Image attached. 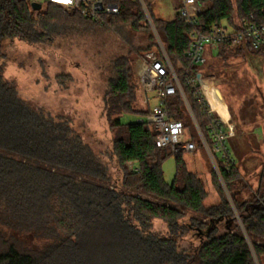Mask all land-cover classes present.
Segmentation results:
<instances>
[{
  "label": "trees",
  "instance_id": "16d2710c",
  "mask_svg": "<svg viewBox=\"0 0 264 264\" xmlns=\"http://www.w3.org/2000/svg\"><path fill=\"white\" fill-rule=\"evenodd\" d=\"M120 8L117 16L97 24L75 11L46 3L34 11L29 0H0V63L4 46L19 41L42 45L69 33L75 26L95 24L138 30L146 17L138 0H106ZM205 6L202 24L240 31L243 22L264 25V0H198ZM165 33V51L176 70L193 114L206 134L210 119L186 83L185 70L197 77L200 68L188 57L193 28L176 13L172 21L156 19ZM65 13H64V12ZM264 37V34H263ZM160 51L158 45L140 55ZM218 57L246 52L264 59L263 46L218 47ZM128 71L118 68L104 99V113L119 128L113 141V158L122 173L121 187L112 184L109 169L63 118L54 119L33 110L20 97L15 82L5 78L0 64V264H255L248 240L231 205L219 189L221 202L205 206L207 193L192 172L184 154L172 155L156 147L151 125L123 123L133 113L135 93ZM172 118L190 129L180 96L168 101ZM151 111L149 105L143 117ZM193 126V125H192ZM194 128V127H193ZM191 138L196 141L194 136ZM198 148H202L197 141ZM174 156L176 172L171 184L164 181L163 163ZM133 164L139 172H129ZM245 233L259 264H264V162L262 178L250 201L238 199L239 170L218 164ZM216 177V176H215ZM136 193L153 195L157 203ZM187 213L191 223L183 224ZM167 226V235L154 231L153 221ZM205 220V221H204ZM225 224L227 231L218 234ZM192 231L203 240L194 251L180 249V240ZM21 237L31 239L27 246Z\"/></svg>",
  "mask_w": 264,
  "mask_h": 264
},
{
  "label": "rangeland",
  "instance_id": "374dc122",
  "mask_svg": "<svg viewBox=\"0 0 264 264\" xmlns=\"http://www.w3.org/2000/svg\"><path fill=\"white\" fill-rule=\"evenodd\" d=\"M138 1L146 17V23H142L138 30L131 26L117 29L88 24L75 26L69 29L68 34L42 45L8 42L3 49L5 59L0 63L5 78L16 83L20 97L33 110L69 122L84 143L107 165L112 184L119 188L122 173L113 158V141L120 129L112 127L114 118L107 120L104 99L118 68L124 67L131 74L129 83L135 93V102L133 113L121 116L122 122L130 123L144 118L142 115H145L149 105L153 107L156 104L153 95L148 94L147 88L139 80V57L148 48L155 45L160 48L162 45L165 49L168 44L163 30L155 27L147 3L151 4L156 19L172 21L179 2ZM43 5L46 6V3ZM206 56L207 63L200 67L198 83L213 113L220 118L229 135L228 147L239 170L241 191L237 192L238 199L250 201L262 178L264 162V59L249 52L218 57L217 49L208 50ZM185 110L184 117L190 125L187 134L198 139L186 106ZM183 159L188 171L201 180L207 193L205 206L219 204V189H222L235 216L239 217V220L236 219L241 228V218L233 198L228 190V193L225 191L226 185L213 168L205 150L199 148L194 154H184ZM162 169L164 181L171 184L176 172L175 157H168ZM127 170L132 172L130 164ZM136 194L145 200L159 201L153 195ZM191 216L187 213L182 223L189 225ZM153 225L155 232L167 235V226L163 221L155 220ZM226 231L225 224L219 225L218 234ZM195 234L196 231H192L181 239L180 249L190 252L197 249L203 240ZM20 239L27 246L32 243L28 237ZM254 262L259 264L257 258Z\"/></svg>",
  "mask_w": 264,
  "mask_h": 264
},
{
  "label": "built area",
  "instance_id": "2783aa9c",
  "mask_svg": "<svg viewBox=\"0 0 264 264\" xmlns=\"http://www.w3.org/2000/svg\"><path fill=\"white\" fill-rule=\"evenodd\" d=\"M31 3H50L68 11H75L83 17L100 25L104 24V18L117 16L120 13L118 5L106 0H29ZM177 13L186 24L193 28L190 35L191 44L188 57L191 65L196 68L207 63V51L218 49L219 46L240 47L249 45L253 50H259L264 43V25H254L243 22L240 31L228 30L224 26L202 24L201 16L205 12V6L198 0H179ZM138 76L140 82L147 88L156 100L150 113L138 120V123L151 125L156 134V147L167 149L174 154H194L198 151V144L191 136H188L184 123L171 117L168 109L170 98L180 94L188 112L190 113L198 140L205 150L213 168L221 175L218 164L226 171H230L236 162L228 147L229 135L220 118L215 116L210 102L203 95L198 83V76L194 77L190 70L184 71L186 83L193 96L199 101L203 114L210 119L207 132L201 130L188 99L183 91L179 77L174 69L164 47L160 45V51L152 50L139 57ZM132 172H139L133 164ZM264 206V202L258 198Z\"/></svg>",
  "mask_w": 264,
  "mask_h": 264
},
{
  "label": "water",
  "instance_id": "95a60500",
  "mask_svg": "<svg viewBox=\"0 0 264 264\" xmlns=\"http://www.w3.org/2000/svg\"><path fill=\"white\" fill-rule=\"evenodd\" d=\"M142 5H143V3H142ZM31 7H32V9H33L34 11H36V12L42 10V5L39 4V3H32ZM143 7H144V6H143ZM144 9H145V8H144ZM151 24H152V23H151ZM162 47H163V46H162ZM218 176H219V177L221 178V180H222L221 175H218ZM222 181H223V180H222ZM225 191L227 192V189H225ZM227 193H228V192H227ZM236 217H237V219L239 220V217H238V216H236ZM241 229L243 230V232H244V234H245V236H246V238H247V240H248V243H249V245H250V247H251V250H252V253H253V257H254V260H256V257H255L254 251H253V249H252L251 243H250V241H249V239H248V237H247V235H246V233H245V230H244L242 224H241ZM256 264H257V263H256Z\"/></svg>",
  "mask_w": 264,
  "mask_h": 264
},
{
  "label": "crops",
  "instance_id": "0c3cea01",
  "mask_svg": "<svg viewBox=\"0 0 264 264\" xmlns=\"http://www.w3.org/2000/svg\"><path fill=\"white\" fill-rule=\"evenodd\" d=\"M178 4H179V2H178ZM178 4L175 6V10H176V8H177V6H178ZM177 11V10H176ZM215 114V113H214ZM215 116H217L216 114H215ZM218 117V116H217ZM219 118V117H218ZM135 166V165H134ZM136 167V166H135Z\"/></svg>",
  "mask_w": 264,
  "mask_h": 264
},
{
  "label": "snow or ice",
  "instance_id": "6c2138e0",
  "mask_svg": "<svg viewBox=\"0 0 264 264\" xmlns=\"http://www.w3.org/2000/svg\"><path fill=\"white\" fill-rule=\"evenodd\" d=\"M63 2L67 3V2H69V0H63Z\"/></svg>",
  "mask_w": 264,
  "mask_h": 264
}]
</instances>
